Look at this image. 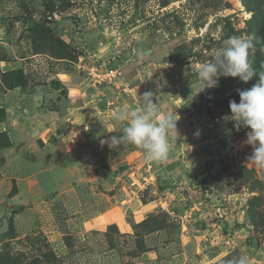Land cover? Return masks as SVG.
I'll return each instance as SVG.
<instances>
[{"label": "rangeland", "instance_id": "1", "mask_svg": "<svg viewBox=\"0 0 264 264\" xmlns=\"http://www.w3.org/2000/svg\"><path fill=\"white\" fill-rule=\"evenodd\" d=\"M231 36L251 38L249 61L256 73L264 72V0H0V264H175V226L153 236L151 248L142 235L164 212L149 217L137 235H121L113 225L85 231L82 221L101 196L65 178L62 168L41 165L28 148L13 159L6 145L18 136L8 118L17 113L5 108L18 80L54 104L66 94L57 74L96 78L90 72L116 64L124 72L131 55L150 49L149 57H159L165 69L142 79L174 69L173 86L163 76L144 90L169 95L175 89V169L187 170H175L179 192L221 207L216 219L226 237L210 264L239 256L264 264V168L247 162L252 148L243 142L250 129L237 131L222 119L230 115L229 101L239 102L237 89L251 88L259 77L246 84L220 77L218 87L203 91L197 77L198 66ZM20 119L31 126L29 117ZM135 175L143 187V176ZM200 254L189 249L178 262L203 264Z\"/></svg>", "mask_w": 264, "mask_h": 264}, {"label": "crops", "instance_id": "2", "mask_svg": "<svg viewBox=\"0 0 264 264\" xmlns=\"http://www.w3.org/2000/svg\"><path fill=\"white\" fill-rule=\"evenodd\" d=\"M142 53L144 56L131 55L134 60L128 63V69L133 64L132 73L124 69L123 76L116 81L97 83L93 77L84 78L85 74L80 71L57 74L55 78L66 94L60 101L54 99V104H48L47 97H43L47 94L38 89L13 86L8 91L13 98L11 106L5 105L7 111L17 113L8 117L17 124L14 127L18 133L9 138L12 158L16 159L28 148L29 154H34L41 165L62 168L65 178L71 176L76 180L75 185L85 184L93 194L101 196L82 221L85 231L102 232L114 225L121 235H137V229L144 226L149 217L164 212L157 226L142 231L147 248H151L149 241L153 236L175 226V264L195 247L201 251L197 262L210 264L221 256L224 247L221 244L226 237L221 231L222 220L216 219L221 207L214 208L201 199L188 200L179 192L181 185L175 178V170L181 173L187 170L175 169V143L168 158L160 162L146 161L141 150L129 143L112 148L107 143L101 144L102 140L121 134L125 122L114 119V114L122 106H139L140 95L148 84L153 86L163 76L171 78V86L175 82L174 69L161 72L157 78L142 79L145 72L154 74L165 69L163 63L157 61L159 57H149L153 49ZM167 93L155 94L153 99L161 115L174 116L175 89ZM22 116L29 117L31 126L24 127ZM34 130L39 134L31 137L30 131ZM7 152L11 153L9 149ZM136 173L143 176V187ZM64 182L61 178L56 184L59 187ZM180 204L183 205L180 207ZM192 256L189 255L188 262Z\"/></svg>", "mask_w": 264, "mask_h": 264}, {"label": "clouds", "instance_id": "3", "mask_svg": "<svg viewBox=\"0 0 264 264\" xmlns=\"http://www.w3.org/2000/svg\"><path fill=\"white\" fill-rule=\"evenodd\" d=\"M252 47L250 37H228L223 41L222 47L211 55V59L198 66L197 77L200 91L218 87L220 77L238 78L245 84L254 76L259 77L251 88L237 89L239 102L230 100V115H225L222 119L233 122L237 131L241 127L250 129L243 142L252 148L247 162L264 168V72L256 73L249 61V50ZM159 86L158 83L157 87ZM154 95L152 90L145 91L140 95L139 106H122L114 114V119L125 122L122 134L102 140L101 144L107 143L112 148L127 142L137 146L148 162L167 159L178 137L177 119L171 115H161L157 102H154ZM224 264H249V261L247 257L239 256Z\"/></svg>", "mask_w": 264, "mask_h": 264}, {"label": "built area", "instance_id": "4", "mask_svg": "<svg viewBox=\"0 0 264 264\" xmlns=\"http://www.w3.org/2000/svg\"><path fill=\"white\" fill-rule=\"evenodd\" d=\"M120 67V64L107 66L102 74L97 72H90V74H92V76H96L95 81L97 83L115 81L116 79L123 76V72Z\"/></svg>", "mask_w": 264, "mask_h": 264}, {"label": "trees", "instance_id": "5", "mask_svg": "<svg viewBox=\"0 0 264 264\" xmlns=\"http://www.w3.org/2000/svg\"><path fill=\"white\" fill-rule=\"evenodd\" d=\"M22 82H23V80H22V79H20V80H18V81H17V83H16L14 86H17V85H22V84H24V83H22ZM9 142H10V141H9V139H7L6 145H8V144H9ZM6 145H5V146H6ZM113 226H114V225H113Z\"/></svg>", "mask_w": 264, "mask_h": 264}, {"label": "water", "instance_id": "6", "mask_svg": "<svg viewBox=\"0 0 264 264\" xmlns=\"http://www.w3.org/2000/svg\"><path fill=\"white\" fill-rule=\"evenodd\" d=\"M138 48V47H137ZM146 53H148V50H144Z\"/></svg>", "mask_w": 264, "mask_h": 264}]
</instances>
